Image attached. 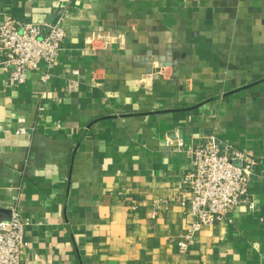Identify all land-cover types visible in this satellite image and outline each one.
I'll use <instances>...</instances> for the list:
<instances>
[{
    "label": "crops",
    "instance_id": "obj_1",
    "mask_svg": "<svg viewBox=\"0 0 264 264\" xmlns=\"http://www.w3.org/2000/svg\"><path fill=\"white\" fill-rule=\"evenodd\" d=\"M60 18L48 82L0 56V210L27 221L26 264H264V0H0V24ZM210 134L255 159V206L184 252L173 148Z\"/></svg>",
    "mask_w": 264,
    "mask_h": 264
},
{
    "label": "built area",
    "instance_id": "obj_2",
    "mask_svg": "<svg viewBox=\"0 0 264 264\" xmlns=\"http://www.w3.org/2000/svg\"><path fill=\"white\" fill-rule=\"evenodd\" d=\"M65 38L63 18L46 25L3 20L0 24V56L5 58L2 64L12 70L10 81L25 84L27 74L40 71L41 64H44L47 71L41 75V81L48 82L49 71L55 65ZM73 75H78V72H73ZM77 88L78 83L70 81L66 88L67 96ZM17 134L24 135L26 131L19 130ZM173 152L184 153L190 162L183 183L189 198L174 199L197 216L179 241L181 250L186 252L198 232L226 219L230 209H254L250 186L256 161L250 153L236 149L214 134L205 136L196 147L187 151L182 150L180 142ZM26 227L27 221L17 208L12 211L9 221L0 222V264H26L25 253L30 248L25 237Z\"/></svg>",
    "mask_w": 264,
    "mask_h": 264
},
{
    "label": "water",
    "instance_id": "obj_3",
    "mask_svg": "<svg viewBox=\"0 0 264 264\" xmlns=\"http://www.w3.org/2000/svg\"><path fill=\"white\" fill-rule=\"evenodd\" d=\"M4 214H6V216H4ZM10 217H11V212L10 211H1L0 210V222L9 221Z\"/></svg>",
    "mask_w": 264,
    "mask_h": 264
}]
</instances>
